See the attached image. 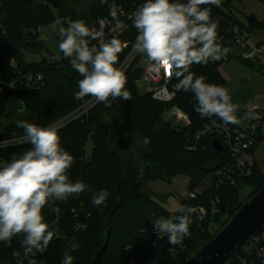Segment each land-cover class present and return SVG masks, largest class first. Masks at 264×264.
Masks as SVG:
<instances>
[{
  "label": "trees",
  "instance_id": "trees-1",
  "mask_svg": "<svg viewBox=\"0 0 264 264\" xmlns=\"http://www.w3.org/2000/svg\"><path fill=\"white\" fill-rule=\"evenodd\" d=\"M259 1L264 4V0ZM77 7H84L86 14L80 16ZM201 7L211 8V18L218 23V42L222 47L230 49L228 61L234 59L231 52L235 42L234 26L249 33L264 29V22H259L255 16L248 17L247 24L234 18L231 0H222L220 7ZM106 15V11L95 0H0V17L6 31V36L2 38L4 45L0 48V83L20 79L7 66L12 60L21 76L42 74L44 77L43 86L34 91H29L22 79L18 83L19 105H24L26 113L35 118L28 122L41 127L53 126L93 98H75L74 93L79 90L78 81L82 77L71 67L70 59L65 58L62 52L55 61L51 58H42L40 62L26 60L28 54L41 55L46 51L44 42L40 40V29L55 24L59 18H70L82 19L89 27L99 30L97 20ZM137 34L136 28L131 24L129 32L118 38L122 43L130 44L119 54L117 67H121L132 50ZM239 61L257 68L252 63ZM225 62L227 61L222 58L216 62L210 61L207 65L194 64L191 71L197 76H205L206 83L222 86L225 80L220 69ZM125 75L126 88L131 94L130 101L118 98L110 108L97 103L88 115L66 122L58 129L61 145L73 155L75 161L68 170L69 178L72 182H84L88 189L79 196L73 194L67 201H57L54 206L60 208L59 213L53 212L52 206L44 208L46 222L66 237L54 238L43 253L33 252L45 264H61L62 254L66 250L74 257L73 264H92L95 256L102 250L108 232V245L102 255L103 264H184L224 227V224L221 225L222 228L214 236H210L209 231L213 225L220 224L225 215H228V222L239 210L243 187L251 189V197L264 189V175L255 165L253 175L243 184L235 187L226 185L219 189L217 194L224 211L220 209L213 216L209 214L201 223L194 219L189 226L191 235L183 241V249L173 254L171 245L164 240H158L153 248L155 237L151 233V220L161 216L168 218L170 212L142 190V181L128 178L119 150V147L125 145L123 136H120L119 129L112 132L111 121L125 120L149 140V151L142 156L145 182L170 180L183 175L188 177V190L192 192L207 175L231 163L232 159L227 151L215 150L211 137L200 141L195 149L190 148L195 146L196 132L205 124L215 120L222 121L216 116L201 118L194 110L197 101L193 93L176 91L172 101L161 103L154 100L151 94H142L138 90L136 81L145 76L143 69H136L133 64ZM177 82L174 78L172 85L175 86ZM8 106L7 95L0 96V121ZM174 107L189 117V127L176 128L164 119L166 111ZM22 136L23 129L18 128L16 123L10 124L0 131V142ZM89 144L92 146L91 155L86 159V147ZM30 147V144H23L0 149V165L9 162L13 154H23ZM255 150L256 148L254 153ZM102 189L107 190L109 196L106 205L96 207L92 203V194ZM212 197L215 196L208 192L197 200H184L182 207H207ZM86 214L90 215L87 220ZM80 222H85L87 229L76 232L75 227ZM22 240L23 235H17L12 238L10 248L1 246L0 264H17L13 253L24 249ZM73 244L77 245L75 250L72 249ZM247 244L248 242L241 246L224 264H239L240 258L245 256L244 248Z\"/></svg>",
  "mask_w": 264,
  "mask_h": 264
},
{
  "label": "clouds",
  "instance_id": "clouds-1",
  "mask_svg": "<svg viewBox=\"0 0 264 264\" xmlns=\"http://www.w3.org/2000/svg\"><path fill=\"white\" fill-rule=\"evenodd\" d=\"M221 3L222 0H144L130 14L138 33L132 47L145 57L151 72L163 71L168 78L178 81L175 91L194 94V110L201 118L216 116L225 124H239L237 106L231 103L228 90L206 83L205 76L191 71L192 65L216 62L230 51L218 42V23L211 18V8L201 7H220ZM111 14L116 16L115 12ZM55 25L60 37L59 51L82 77L75 98L91 96L108 108L118 98L130 101L127 77L116 66L127 43L115 36L106 40L103 27H89L82 19L59 18ZM92 41L97 43L91 44ZM16 126L23 129V140L31 147L0 165V242L10 243L14 236L22 234L26 253H43L54 238L66 239L46 222L44 208L52 206L51 210L59 213L60 208L54 206L57 201H67L73 194L79 196L88 185L70 180L68 170L74 157L61 145L55 126L41 127L27 120H17ZM144 143L149 140L145 138ZM108 196L104 189L93 192V205H106ZM178 211L179 215L151 220L156 236L167 237L173 247L182 245L191 235V208L181 207ZM76 247L72 245L73 250ZM62 256L61 264H73L74 257L67 250Z\"/></svg>",
  "mask_w": 264,
  "mask_h": 264
},
{
  "label": "built area",
  "instance_id": "built-area-1",
  "mask_svg": "<svg viewBox=\"0 0 264 264\" xmlns=\"http://www.w3.org/2000/svg\"><path fill=\"white\" fill-rule=\"evenodd\" d=\"M95 1L107 13L105 17L97 20V26L99 28L103 27L105 39L112 36L117 38L125 36L129 32L132 24L130 14L144 2V0H106V3L101 4L100 0ZM112 12L116 13L115 17L112 16ZM233 32L235 35V42L232 48V55L239 60L252 62L264 67V43L256 42L250 39L248 32L242 31L239 26H234ZM5 36L6 31L2 24V18L0 17V48L4 45V40L2 38ZM40 40L43 41L41 37ZM96 43L97 42L94 41L92 44ZM126 43L127 47H124L123 50L129 47L130 43ZM58 58V56H52L51 60L55 61L58 60ZM224 60L228 61V57H224ZM133 64L134 68H141L145 71V76L136 81L137 88L142 94H151L154 100L161 103H168L174 99L176 96L175 87L172 85L174 77L168 78L163 71L160 73L151 72L145 57L136 53L132 48L120 68L124 71V73H126ZM7 66L10 67L12 72L17 74L20 78L10 82L3 81L0 83V96L7 95V103L12 107L14 104L19 103L18 83L21 79L26 82V87L29 91H34L35 89L43 86L44 77L42 74H27L21 76L16 63L13 60L9 62ZM95 104H97V102L94 98H92L90 101L84 103L79 110L53 126L59 129L64 126L66 122L76 120L83 115H88L89 111ZM247 116L249 117V123L245 128L240 125L233 127L230 123L225 124L223 121L215 120L205 124L196 132L194 136L195 146L190 147L191 149H195L196 145L200 141L211 137L213 138V141H218L220 143L224 149L223 152L227 151L228 154H230L232 162L214 171L212 174L207 175L194 191L188 192L189 196L187 198L180 199L181 204L183 205L184 200H197V198L204 196L208 192L215 196L208 202L207 207H190V218L192 223L194 222V219H197L199 223H201L209 214L213 216L220 212L221 199L217 192L222 186H238L239 184H243L245 180L253 175L256 165L254 159V149L258 144V137L264 122V106H261L258 103L250 106L247 109ZM164 119L166 121L171 119L170 121L173 122V127L176 128L189 127L191 125L189 117L182 110L176 107L166 111ZM23 144H27L23 140V136L17 137L0 142V149ZM87 148L88 146L86 147V150ZM86 159H89V155L87 153ZM176 213L170 212L169 217L175 216ZM89 217L90 215L86 214L85 220ZM161 217L167 218L166 216ZM86 229L87 224L85 222H80L75 227L76 232L84 231ZM151 233L155 237L153 248L158 240H164L167 244H169L167 237L158 238L153 228ZM263 234L264 233L259 234L247 241L248 244L244 248L245 256L240 258L239 264H264ZM1 246L10 248L11 242H0V249ZM249 246L252 247L249 248ZM171 248L172 253L175 254L179 249H183V245L175 247L171 246ZM13 257L17 264H45L40 260L37 254L26 253L25 249L15 250Z\"/></svg>",
  "mask_w": 264,
  "mask_h": 264
},
{
  "label": "rangeland",
  "instance_id": "rangeland-1",
  "mask_svg": "<svg viewBox=\"0 0 264 264\" xmlns=\"http://www.w3.org/2000/svg\"><path fill=\"white\" fill-rule=\"evenodd\" d=\"M76 9L80 16L86 14V9L84 7H77ZM231 13L234 18L244 24H247L248 17L251 16H255L259 22H264V4L259 0H231ZM41 29V36L44 39L48 38L50 43H55L57 41L59 34L58 27L55 24ZM249 37L256 42L264 43V29L255 30L254 33H250ZM26 57L28 62H36L38 60L37 56L27 55ZM41 57L46 58L47 52L43 51L41 53ZM256 67L261 68L258 65ZM257 68L241 62L235 57L234 59H230L225 62L221 67L222 74L225 78V83L222 86L228 90L231 97V103L237 106L236 112L239 114V117L244 118V122L242 124V127L244 128L249 123L247 109L256 103L264 106V67H262L263 71H259ZM242 94L246 97L243 100L245 102L241 105H237L236 103L238 102L235 101H238V99L236 100V97L238 96V98H240V95ZM246 101L249 102L247 103ZM19 104L20 103H17L12 107L8 106L6 108L0 121V131H3L8 125L16 123L17 120H35L34 116L31 114H19L18 111L21 107ZM170 120L168 119L167 122L173 126V122ZM111 122L112 132H116V130L119 129L120 136H123L125 145L124 147H119V150L120 157L127 169L128 178L133 181H142V190L153 200L161 204L166 210L171 213L179 212L178 209L182 207L180 199L187 198L189 196L188 177L178 175L172 177L170 180L143 181L145 169L142 156L149 151V144H145L144 135L136 131L128 122H125V120H121L119 122L112 120ZM90 147L91 145L89 144L86 150V153L89 156L91 155ZM256 158L258 159L264 173V140L256 152ZM251 193L252 191L250 188L243 187L238 205L242 206L247 200H249L251 198ZM227 220L228 215L223 216L219 222L220 224L213 225L210 228L209 235L214 236L222 228L221 225H225ZM251 247L249 246V248Z\"/></svg>",
  "mask_w": 264,
  "mask_h": 264
},
{
  "label": "water",
  "instance_id": "water-1",
  "mask_svg": "<svg viewBox=\"0 0 264 264\" xmlns=\"http://www.w3.org/2000/svg\"><path fill=\"white\" fill-rule=\"evenodd\" d=\"M19 114L26 113L22 105ZM218 152L224 149L218 141H213ZM224 211V206H221ZM264 233V189L247 200L224 227L196 255L184 264H224L241 246L250 239ZM109 232L105 244L93 259L92 264H103L102 255L106 250Z\"/></svg>",
  "mask_w": 264,
  "mask_h": 264
},
{
  "label": "crops",
  "instance_id": "crops-1",
  "mask_svg": "<svg viewBox=\"0 0 264 264\" xmlns=\"http://www.w3.org/2000/svg\"><path fill=\"white\" fill-rule=\"evenodd\" d=\"M41 30L42 29H40V32H41ZM250 33H254V31L253 32H250ZM250 33H249V35H250ZM41 38H42V40H43V42H44V44H45V48H46V52H47V57L46 58H52V56H59L60 55V51H59V47H58V45H59V38L57 39V41L55 42V43H50L49 42V40H48V38L46 39H44L42 36H41ZM49 54H50V56H49ZM29 55V54H28ZM31 56H37V61L36 62H40V60L42 59V57H41V55H31ZM26 60H27V57H26ZM246 62H248V61H246ZM248 63H252V62H248ZM252 64H254L255 66H257V64H255V63H252ZM259 66V65H258ZM261 67V71H263V68H262V66H260ZM220 72H221V75H222V77L224 78V76H223V74H222V71H221V69H220ZM224 80H225V78H224ZM243 96V94L242 95H240V98H238V96L236 97V100L238 99V101H235V102H238V103H236L237 105L239 104V105H241L242 103H244L245 101H243L246 97H242ZM240 102V103H239ZM247 102V101H246ZM249 102V101H248ZM247 102V103H248ZM235 115L237 116V118L240 120V123L239 124H237V125H240V126H242V124H243V120H244V118H240L239 117V114L237 113V112H235ZM259 137H261V140H258V144H257V147H256V150H255V153H254V159H255V163H256V165H257V167L260 169V172L264 175V173H263V171H262V168H261V166H260V163H259V161H258V159L256 158V152H257V150H258V148L261 146V144H262V142H263V140H264V135H263V126H262V129H261V132H260V135H259ZM258 137V138H259ZM91 150V149H90Z\"/></svg>",
  "mask_w": 264,
  "mask_h": 264
}]
</instances>
